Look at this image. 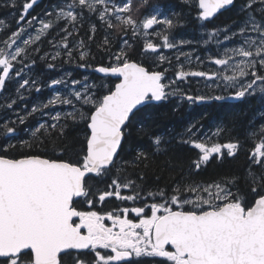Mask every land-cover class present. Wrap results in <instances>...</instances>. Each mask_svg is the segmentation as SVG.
Returning a JSON list of instances; mask_svg holds the SVG:
<instances>
[{"label": "snow or ice", "instance_id": "snow-or-ice-1", "mask_svg": "<svg viewBox=\"0 0 264 264\" xmlns=\"http://www.w3.org/2000/svg\"><path fill=\"white\" fill-rule=\"evenodd\" d=\"M35 3L36 0L24 3L20 21L26 19L28 10ZM233 3L234 0H199L202 9L200 19L207 20L218 10ZM259 3L264 5V0H259ZM146 4L147 0H142V5ZM134 7L133 0H112L111 3L109 0H72L67 3L66 9H59L56 16L57 20L64 19L74 23L87 9L88 12L98 14L99 20L106 23L108 29L125 33L131 29L133 36L138 34L141 26L144 30H149L154 25L161 24L165 29L162 46L166 49L176 47L170 35V30L175 27L172 19H158L157 15H149L138 21L133 16ZM77 8L80 9L79 12L76 11ZM245 8L251 10L252 3L246 4ZM41 23V31L51 27L49 23ZM25 31L26 29L18 28L12 32L3 41L6 48H0V93L4 91L6 82L14 79L13 73L22 81L19 82L17 92L26 86L36 85L35 80L24 79L25 68L30 67L26 63L28 48L34 43L31 37L23 39ZM249 32L256 35H248ZM239 34L245 36L242 46L231 52L226 50V58H210L211 63L225 67L234 56L243 58L235 64L232 75L223 76L226 86L236 87V82L239 81L237 90L232 93V98L236 99L251 96L256 91L264 93V75L260 74V69H264V21L257 22L255 17H250ZM211 36L212 34L210 38ZM39 38L37 35L36 39ZM21 40L24 47L18 46V41ZM64 40H67V36ZM104 43H109L107 37ZM123 43L128 45L127 40ZM180 43L183 44L184 41ZM158 47L159 45L149 41L145 44L144 51L155 53ZM64 48L71 56L67 43ZM85 56L86 53L81 52L80 60H85ZM115 60L116 63L111 66H97L95 69L98 73L120 78L114 90L109 89L107 94L99 98L89 96L76 88L81 82L73 79L71 94L74 99H61L57 95L43 105L44 108L57 103L68 105L73 111L67 113V117L74 123L78 117L86 122V147L82 143L80 151H73L75 161L71 158L64 159L69 155L68 149L61 151L55 158L27 155L16 159L0 155V264H119L133 256L161 257L171 264H264V174L252 177L251 194H254L255 199L251 206L239 191L231 190L236 184L233 178L206 187L196 184L173 189L170 201L150 205V216L143 215L144 207H134L131 212L140 217L139 222L128 219V208L120 210L122 217L115 212L101 215L97 211H80L74 207V200L81 197L90 208L95 205L96 199L102 203L113 196L126 201L139 198V185L132 179L123 183L119 179H111L107 186L109 190L99 192L98 196L93 192L90 182L107 177L115 166L116 157L123 147L125 129L136 112L140 111L138 106L165 100L169 95L162 83L161 72L148 71L137 63L129 62L123 48L115 56ZM16 64L23 67L17 70ZM79 66L83 68L89 65ZM47 67L51 69L54 65L48 64ZM189 75L207 79L220 76L215 72L180 71L176 79ZM60 84L67 86V81L53 79L48 87ZM83 87L85 93L90 92L87 83H83ZM36 91H40V88L37 87ZM8 99L10 102L6 107L12 109L17 101L11 97ZM185 99L190 103H203L213 99L221 100L223 97L198 95L186 96ZM81 100L84 104L92 105L94 110L89 114L78 111L75 102ZM38 111L40 108L33 106L27 116ZM53 119L58 121L59 116ZM16 123L24 124L25 116L18 115L17 121L0 124L3 128L0 135L5 139L13 138L18 131ZM57 128L60 129L59 134L64 135V127L58 123L49 126L51 131ZM44 129L45 125L41 124L36 132L42 133ZM188 131L194 134L193 128ZM219 131L220 129L217 134ZM261 131L264 132V128ZM36 132H33L34 136ZM153 142L159 150L162 139L155 137ZM193 144L201 153L199 159L193 161L197 171L210 160L213 153H221L222 148L227 149L228 156L235 155L239 148V144L235 142L214 144L210 148L203 143ZM4 150L7 151L6 148ZM146 159L145 153L138 152L137 161ZM250 159L254 165L264 167V138L255 145ZM129 189L133 190V195L121 194ZM182 193H188L189 197L185 198ZM159 195L165 196L166 193L161 191ZM189 205L190 210H173L172 207L184 209ZM74 218H78L79 222ZM105 220L111 221L112 226H105ZM99 249L110 251L101 254ZM82 250L94 252V259H86Z\"/></svg>", "mask_w": 264, "mask_h": 264}, {"label": "trees", "instance_id": "trees-1", "mask_svg": "<svg viewBox=\"0 0 264 264\" xmlns=\"http://www.w3.org/2000/svg\"><path fill=\"white\" fill-rule=\"evenodd\" d=\"M26 2L30 3L31 0H0V48H6L3 41L12 32L17 31L18 28L26 29L23 39L31 37L34 43L28 48L26 63L30 67L25 68L24 79L36 81L35 86H26L19 92H17V88L19 82H22L20 78L13 75L14 79L6 82L5 89L0 96V124L17 121L18 115L25 116V123H16L15 127L18 131L11 139H5L0 135V155L8 158L27 155L55 158L61 151L68 149L69 155L64 159L71 158L75 161L76 157L73 155V151H80L81 144L84 143L85 146L86 143V122L79 120L78 117L77 122L74 123L71 118L67 117L66 114L73 111L72 107L68 105L57 103L44 108L43 105L55 97V93L58 91L57 87L60 86L51 88L48 87V84L53 79H62V75L66 79H77L84 74L79 65L86 64L89 65L86 73L95 83L90 96L94 95L99 98L112 88L114 81L110 77L97 75L92 69L97 66L115 64V56L121 52L122 48L127 54L128 61H136L147 67L149 71L163 72L169 78L170 73L163 67L166 62H155L156 55L144 51L145 44L149 41L162 46L164 25H156L150 29V37H145L142 26L135 36L132 35L131 29L127 33L108 29L106 23L99 20L98 14L88 12L87 9L74 23L64 19L57 20L58 10L66 9L67 3H71L72 0H36L32 8L28 10L26 19L20 21L23 5ZM111 2L112 0H109V3ZM249 2L252 3L251 10L245 8ZM133 4L135 6L133 16L138 21L148 18L149 15H157L160 19H172L175 27L170 30V35L175 44H181L180 41H184V43L208 41L209 29H204L200 22L201 9L198 0H147L146 5H142V0H133ZM238 5L240 6L239 10H237ZM238 5L219 14L220 21L224 23L233 15H237L236 22L238 21L239 25L243 24L248 16H254L264 21V5L260 4L259 0H238ZM76 11L79 12L80 9L77 8ZM41 21L49 23L51 27L41 31ZM93 25H95L94 29ZM69 33L71 34L69 35ZM37 35L40 37L38 40L36 39ZM65 36H67L66 41L64 40ZM106 37L109 41L107 44L104 43ZM124 40L128 41V45H124ZM65 43L71 50V56L64 48ZM18 46L24 47L22 40L18 41ZM6 50L11 51L12 49ZM162 50L164 58L175 56L172 54L173 48L166 49L162 46ZM81 52L86 53L83 61L80 60ZM48 64H53L54 67L50 69L47 67ZM15 67L19 70L23 65L16 64ZM260 74H264V70H260ZM37 87L40 88V91H36ZM76 88L79 90L80 85H77ZM71 90V85L64 89L61 99L65 97L74 99ZM9 97L17 101L12 109L6 107L10 102ZM21 97L23 98L21 99ZM255 99L257 100L256 104L251 105L224 104L223 106L227 110L234 106L239 107L240 105L241 107L239 117L232 115L233 111L227 114L224 120L230 121L232 127L241 126L244 128V125L248 123L247 130L250 126H254L256 127L255 133L261 131L264 128V99L262 97H255ZM175 105H185L184 98L181 101L169 99L158 103H149L145 105V109H140L137 112L134 122H132L137 126L129 123L128 128L130 129L122 142L123 147L116 158V164L108 173L103 185H106L108 179H119L122 183L127 179H132L139 185V191H158L156 193L163 191L167 196H171L174 194L173 189L178 187L183 188L200 182L208 186L234 178L236 184L232 186L231 190L239 191L242 198L246 199L248 205L251 206L255 199L254 194H251L252 177L264 174V167L254 165L249 158L251 144L245 142L250 138L233 137L240 140V147L233 157H225L220 161L213 157L206 164H202L197 171L193 161L199 159L198 153L185 141L188 116L184 111L173 110ZM208 105H219V103L212 102ZM33 106L39 107L40 111L27 116ZM75 106L76 109L80 107L79 110L77 109L80 112H83L82 106L88 107L89 112L92 109V105L84 104L83 100L75 102ZM55 116H59L58 121L53 119ZM56 123L64 127V135L59 134V128L55 131L49 130V126ZM41 124L45 125V129L42 133L36 132ZM183 129L184 131H182ZM0 132H3L2 127H0ZM33 132H36L35 136ZM155 137L162 139L159 150L153 142ZM5 148L7 151L4 150ZM138 152L145 153L147 159L142 162L137 161ZM182 194L185 197L188 196V193ZM186 208L190 209L191 206ZM159 264L166 263L160 261Z\"/></svg>", "mask_w": 264, "mask_h": 264}, {"label": "flooded vegetation", "instance_id": "flooded-vegetation-1", "mask_svg": "<svg viewBox=\"0 0 264 264\" xmlns=\"http://www.w3.org/2000/svg\"><path fill=\"white\" fill-rule=\"evenodd\" d=\"M199 4V0H198ZM234 5H238V0H234V3L226 10H223L219 13H217L215 16L208 18L207 20H201V24H203L204 29H209L208 33L216 34L217 38H225L226 36H229L230 31H235L237 27L239 26V23L236 22V16L233 15V17H229V20L222 23L220 21V16L224 11H228L234 7ZM200 7V6H199ZM240 6H237V10H239ZM201 9V8H200ZM202 11V9H201ZM233 12V11H232ZM158 19H160L158 17ZM154 25L153 27H155ZM233 28V29H232ZM143 29V28H142ZM150 31V29H149ZM209 35V34H208ZM212 37V36H211ZM217 38H210L208 36L207 42H190V43H183V44H176V47L173 48L172 54L175 55L173 57H166L164 58V52L162 50V46L159 45L157 51L154 53L156 55L155 62H166L164 67V70L169 72V78H167L166 74L162 73V83L166 86L165 91L166 93H169L165 101L167 100H175L181 101L182 98L185 100V105H175L173 106V110H180L184 111L188 118H187V125H186V134H185V141L189 144L190 147H194L193 142L196 143H203L206 147H212L214 144H220L223 145L225 143L229 142H235L239 144L240 147V140L238 138L233 137H248V139L245 143H250L249 148V158L251 155V152L255 148V145L260 143L262 138H264V132L257 131L255 133L256 127L250 126L247 130L248 123L244 125V128L241 126L239 127H232L231 122L227 120V122L224 120L226 118L227 114L232 113L234 116L239 117V110L241 109L240 105L239 107L234 108H224V104H256L255 97H264V93H261L259 91H256L251 96H245L240 99L232 98V93L237 90L239 86V81L236 82V87L226 86V82L223 80L224 75H232V70L235 67V64L239 61H241L243 58L239 56H234L232 61H230L229 65L227 67L225 66H217L210 62L211 58H226L224 56L225 51L231 52L236 47L240 46V42L237 40V37L235 35V38H233L230 41H218ZM185 47V48H182ZM212 51V52H211ZM148 53H153L151 51H148ZM215 56V57H214ZM217 56V57H216ZM163 57V59H161ZM18 70V68L16 67ZM95 68L92 69L94 73ZM148 69V68H147ZM82 71H84V74H82L80 77H78L75 80H78L81 82L80 85V91L82 94H87L90 96L91 91H93L95 87V83L93 79L89 78L88 74L86 73L87 67L81 68ZM264 70V69H260ZM180 71L184 72H196V71H203L206 73H219V78H213V79H207L206 77H198V76H186L183 79H176L177 73ZM175 73V74H174ZM12 75L15 76V73ZM264 75V74H262ZM61 80L67 81V86L65 84H60V86L57 87L58 94L60 97L63 96L64 89L69 88L71 81L73 79H66L63 78V75L61 76ZM113 79V78H111ZM114 83L112 84V88L114 89L115 84L117 83V79H113ZM83 83H87L90 88V92L85 93V89L83 87ZM57 86V85H56ZM56 86H53L51 88H54ZM259 83L257 85V88H259ZM52 92V91H51ZM174 93V94H173ZM107 94V93H106ZM55 95V96H57ZM198 95H204V96H211L216 97L220 96L223 97V99L227 98L228 100H210L203 103H190L187 99H185L186 96H198ZM1 96V93H0ZM163 101V100H162ZM216 102L219 103V105H208L209 103ZM153 103V102H151ZM149 104V103H148ZM221 105V106H220ZM255 107V106H254ZM80 107H77L79 110ZM145 105L140 107V109H145ZM81 109L83 112L90 113L88 111V107L82 106ZM230 109V110H229ZM234 109V110H233ZM94 110L93 108L90 109V111ZM243 110V114H244ZM137 115V112H136ZM135 115V116H136ZM134 116V117H135ZM134 117L131 119L130 123L133 126H137V124H133ZM129 126V123H128ZM189 128H193L194 134L189 133ZM87 129V127H86ZM130 128L125 129V135L129 132ZM220 129L219 133L217 134V130ZM88 133V130H87ZM123 142V141H122ZM86 147V143H85ZM195 148V147H194ZM196 149V148H195ZM239 149V148H238ZM238 151V150H237ZM196 152L198 153V157L201 154L199 149H196ZM234 156V155H233ZM227 155V149H221V153H213V155L210 157V160L215 157L217 161L223 160L225 157H233ZM118 157V156H117ZM116 157V158H117ZM105 178L102 177L99 180L91 181L93 186V192L97 194L99 192L109 190L107 189L108 184L111 183V180L108 179L106 182V185H103L105 183ZM102 182V184H101ZM201 187H206L203 182L197 183ZM196 185V184H193ZM158 191H152V192H145L140 191V196L138 199L134 201H126V200H119L116 199L114 196L107 198L104 202H99L98 199H96L95 205L93 207H89L87 202L83 197L77 198L74 200V207L77 208V210L80 211H97L101 215H107L109 212H115L117 215H121L123 217V213L120 211L124 208L129 209L128 219L132 220L133 222H139L140 217H137L135 213L131 212V209L134 207H144L145 213L143 215L150 216L151 215V208L150 205L152 203H164L166 200L170 201L171 196H160L159 193H156ZM149 193H152V195H149ZM122 195H133V190H124L121 193ZM186 196L185 198H188ZM93 197H89V199H92ZM173 210H190L186 207L184 209H179L176 206H172ZM76 219V222L78 223V218ZM105 226L111 227L112 222L105 220L104 221ZM118 231V229H115ZM86 256L85 258L88 260H93L95 253L91 252L90 250H82ZM101 254H105L106 252H109L110 250L105 249H99ZM73 255H75V250H73ZM68 259V258H66ZM160 261H164L166 264H171V262L166 261L164 258L161 257H149V256H142V257H131L129 260L121 261L119 264H159Z\"/></svg>", "mask_w": 264, "mask_h": 264}, {"label": "rangeland", "instance_id": "rangeland-1", "mask_svg": "<svg viewBox=\"0 0 264 264\" xmlns=\"http://www.w3.org/2000/svg\"><path fill=\"white\" fill-rule=\"evenodd\" d=\"M158 17V16H157ZM250 17H254V16H248V19L250 18ZM147 18V17H146ZM146 18H143V19H146ZM142 19V20H143ZM248 19L247 20H245V22L246 21H248ZM256 19V21L257 22H261V20L260 19H257V18H255ZM245 22H243V24H240L238 27H237V29L235 30V31H230V33H229V36H228V38L226 39V38H217V35L215 34H212V33H209V36H210V34H212V39L215 37V38H217L218 39V41H230V40H232L233 38H235V35H233L234 33L236 34V37H237V40L240 42V46H242L243 45V42H244V40H245V36L244 35H241V34H239V30L241 29V28H243V27H245ZM149 33H150V31L149 30H144L143 29V34L144 35H146L145 37H150L149 36ZM248 35H252V36H254V33H251V32H249L248 33ZM256 35V34H255ZM10 51V50H9ZM240 57V56H239ZM71 85V84H70ZM260 86V85H259ZM58 94V92L57 93H55V95H57ZM213 191H214V189H213ZM202 195H203V193H201ZM180 209V208H179Z\"/></svg>", "mask_w": 264, "mask_h": 264}, {"label": "water", "instance_id": "water-1", "mask_svg": "<svg viewBox=\"0 0 264 264\" xmlns=\"http://www.w3.org/2000/svg\"><path fill=\"white\" fill-rule=\"evenodd\" d=\"M231 6V5H230ZM230 6H228V7H226L225 9H221V10H218V12L217 13H219V12H221V11H223V10H226V9H228ZM217 13H215L213 16H215ZM129 62H133V63H137L136 61H129ZM138 65H140V66H142V67H145V66H143V65H141V64H139V63H137ZM104 67H108V66H104ZM96 69V68H95ZM95 69H94V71H95ZM145 69L146 70H148L147 69V67H145ZM149 71V70H148ZM96 72V71H95ZM97 73V75H100V76H102V77H105V76H107V77H110V78H113V79H117L118 81H117V83L119 82V77H116V76H112L111 74H102V73H98V72H96ZM115 87V86H114ZM114 90V89H113ZM222 100H228L227 98H225V99H222ZM151 102H153V103H158V102H160V101H151ZM151 102H149V103H151ZM148 104V103H147ZM144 106V105H143ZM138 107H142V106H138ZM24 157V156H23ZM42 157V156H41ZM19 158H22V157H19ZM19 158H16V159H19ZM42 158H45V157H42ZM170 247V246H169Z\"/></svg>", "mask_w": 264, "mask_h": 264}, {"label": "bare ground", "instance_id": "bare-ground-1", "mask_svg": "<svg viewBox=\"0 0 264 264\" xmlns=\"http://www.w3.org/2000/svg\"><path fill=\"white\" fill-rule=\"evenodd\" d=\"M259 5V4H258ZM245 10V9H244ZM238 22V21H237ZM52 48V47H51ZM49 50V49H48ZM50 52V51H49ZM212 52V51H211ZM51 53H52V51H51ZM211 57H213V56H211ZM210 57V58H211ZM215 57V56H214ZM217 57V56H216ZM10 111V110H9ZM10 113V112H9ZM182 131H184V129L182 130ZM186 134V133H185ZM184 136V135H183ZM177 137H178V135H177ZM180 137V136H179ZM182 140H183V138H182ZM262 168V167H261ZM225 180V179H224ZM215 182V181H214ZM219 182V181H218ZM212 183V182H211ZM234 188V187H233Z\"/></svg>", "mask_w": 264, "mask_h": 264}]
</instances>
